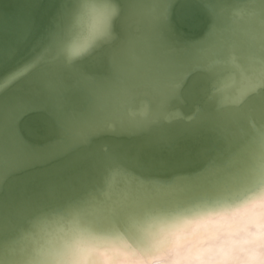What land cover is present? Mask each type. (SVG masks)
<instances>
[{
  "label": "bare ground",
  "instance_id": "1",
  "mask_svg": "<svg viewBox=\"0 0 264 264\" xmlns=\"http://www.w3.org/2000/svg\"><path fill=\"white\" fill-rule=\"evenodd\" d=\"M172 1L0 0V91L23 77L22 91L35 97L0 101V190L7 176L36 164H45L41 173L49 178L14 205L0 200V264L21 258L22 230L35 232L86 198L103 201L106 191L123 188V170L130 168L122 159L149 170L139 162L143 146L160 150L203 127L213 131L209 149L216 151L200 169L264 154V0H205L209 30L180 44L166 31ZM193 72V81L206 83L184 113L182 85ZM39 108L52 115L57 134L33 146L17 120ZM105 133L135 135L134 156L127 157V145L120 150L119 140L93 142ZM219 139L227 154L212 160L221 153ZM57 158L58 164H46ZM200 169L129 178L151 187L186 181ZM113 171L121 174L109 189Z\"/></svg>",
  "mask_w": 264,
  "mask_h": 264
},
{
  "label": "clouds",
  "instance_id": "2",
  "mask_svg": "<svg viewBox=\"0 0 264 264\" xmlns=\"http://www.w3.org/2000/svg\"><path fill=\"white\" fill-rule=\"evenodd\" d=\"M120 174L110 173L109 189ZM123 174L103 201L22 230L15 264H264V154L151 187Z\"/></svg>",
  "mask_w": 264,
  "mask_h": 264
},
{
  "label": "water",
  "instance_id": "3",
  "mask_svg": "<svg viewBox=\"0 0 264 264\" xmlns=\"http://www.w3.org/2000/svg\"><path fill=\"white\" fill-rule=\"evenodd\" d=\"M121 3V0H117ZM205 0H173L169 7L167 33L170 38L177 43H189L190 41L198 40L207 33L212 23V15L209 8L204 3ZM215 1V0H210ZM46 0H42L44 4ZM53 9L50 10L52 14ZM113 29L119 34V26L117 18L113 22ZM29 43L20 50L21 58L26 57V51L29 48ZM97 72H104V68L97 67ZM196 72L191 73L182 85V96L184 98V105L181 109L184 113H189L193 110L190 106V102H196L201 97V91L199 88L205 84V80H194ZM23 77L16 79L0 91V101L5 99L13 100L16 95H20L22 99H30L35 101V97L32 98V92L27 95L25 91L26 83L20 82ZM22 86L23 89L20 87ZM31 96V97H30ZM18 97V96H17ZM201 104V103H200ZM17 128L21 137L29 144L33 146H41L44 143L51 141L57 134V127L52 115L45 109H30L23 113L17 120ZM193 134V135H192ZM213 131L205 130L203 127L192 132L191 135L185 136V138H179L175 140L170 146L161 147L160 150L143 146L141 148L139 162L141 165L150 167L149 170L141 171L136 165L131 163L130 159H122V161L135 173L143 175L144 177H158V178H170L171 175L177 172H194L200 169L208 160L207 157L211 152L216 151L215 148H210ZM135 135H115L105 133L100 136L93 137V142H99V139L104 140H119L122 142L120 150L127 145L130 148L127 157H133L134 151L137 149V141ZM216 142V140H215ZM217 142L222 147L221 153L217 157H211L212 160H219L221 157L227 154L225 143L219 139ZM131 145V147H130ZM203 146H209L208 149ZM225 149V150H224ZM203 152V153H202ZM184 159H186L184 161ZM60 160L59 158L53 159L46 164L53 165V163ZM160 160H164L162 169L160 167ZM185 162V164L182 163ZM45 164H36L16 171L13 174L7 176L3 181V187L0 190V200L6 205L16 204L22 197H27L31 194L35 195L39 190L43 189V185L49 178L46 174L41 173L44 171L42 168ZM48 169V168H47ZM46 169V170H47ZM158 171H157V170ZM54 174V173H53ZM47 180V181H46Z\"/></svg>",
  "mask_w": 264,
  "mask_h": 264
}]
</instances>
